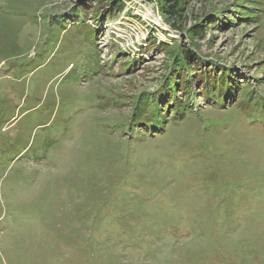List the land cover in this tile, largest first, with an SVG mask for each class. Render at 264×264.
I'll return each mask as SVG.
<instances>
[{"label": "rangeland", "instance_id": "1", "mask_svg": "<svg viewBox=\"0 0 264 264\" xmlns=\"http://www.w3.org/2000/svg\"><path fill=\"white\" fill-rule=\"evenodd\" d=\"M122 1L0 0V264H264V0Z\"/></svg>", "mask_w": 264, "mask_h": 264}, {"label": "trees", "instance_id": "2", "mask_svg": "<svg viewBox=\"0 0 264 264\" xmlns=\"http://www.w3.org/2000/svg\"><path fill=\"white\" fill-rule=\"evenodd\" d=\"M99 1H108L109 4L104 8L101 7L100 9L105 12L108 16H114L117 13L121 12L125 7L126 4L122 0H99ZM150 1V0H145ZM162 10L166 12L169 16H178L180 15V12L183 10L182 4L184 3V0H155ZM87 7H90L89 4H86L85 6H82V13L83 16H86L87 14ZM250 11V10H248ZM242 16L250 17L247 14L242 13ZM76 23V22H75ZM94 32V31H93ZM192 34L196 33V30H191ZM91 31L88 30V35H91ZM197 34V33H196ZM149 43H153L152 41H149ZM184 64H188L191 66V77L194 82L201 83L198 87L197 92L199 93L200 97L207 101H215L217 103H224L227 99L228 95L232 93V91H229V81L230 76L224 75V72L215 73V75H210V70L204 69V62L200 61V58L194 54L189 49H181L180 53L178 54L177 58L174 59L173 62V69L171 70L170 74H172L170 77H168V80L172 81L174 86L177 88V91L180 92V94H174V96L171 98V92L170 90L167 91L168 94H170V98L167 99L166 104L162 106V109H158L159 112L165 110L167 107L168 110H174V109H186L188 108L187 105H189L190 97H191V82L187 78L186 74V68L188 66L183 67ZM185 66V65H184ZM209 78V79H208ZM232 84V82H231ZM233 86V84H232ZM170 89V88H168ZM244 95H247L246 93ZM191 106V104H190ZM167 110V111H168Z\"/></svg>", "mask_w": 264, "mask_h": 264}]
</instances>
